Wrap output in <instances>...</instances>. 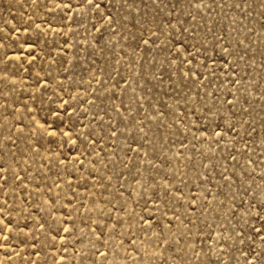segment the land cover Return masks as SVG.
Wrapping results in <instances>:
<instances>
[{
  "label": "rangeland",
  "instance_id": "1",
  "mask_svg": "<svg viewBox=\"0 0 264 264\" xmlns=\"http://www.w3.org/2000/svg\"><path fill=\"white\" fill-rule=\"evenodd\" d=\"M0 264H264V0H0Z\"/></svg>",
  "mask_w": 264,
  "mask_h": 264
}]
</instances>
